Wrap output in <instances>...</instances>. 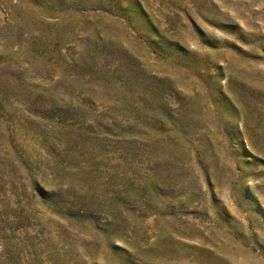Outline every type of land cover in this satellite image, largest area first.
<instances>
[{
	"label": "rangeland",
	"instance_id": "374dc122",
	"mask_svg": "<svg viewBox=\"0 0 264 264\" xmlns=\"http://www.w3.org/2000/svg\"><path fill=\"white\" fill-rule=\"evenodd\" d=\"M0 264H264V0H0Z\"/></svg>",
	"mask_w": 264,
	"mask_h": 264
}]
</instances>
